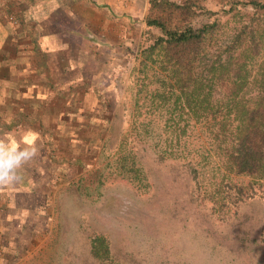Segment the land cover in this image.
<instances>
[{
	"label": "rangeland",
	"instance_id": "obj_1",
	"mask_svg": "<svg viewBox=\"0 0 264 264\" xmlns=\"http://www.w3.org/2000/svg\"><path fill=\"white\" fill-rule=\"evenodd\" d=\"M146 8L0 0V24L24 22V12L45 34L49 70L26 125L38 155L21 183L0 190V264H264L262 187L244 188L248 196L230 183V203L214 202L209 165L203 172L192 148L200 126L183 125L171 146L185 157L160 156L162 110L133 107Z\"/></svg>",
	"mask_w": 264,
	"mask_h": 264
},
{
	"label": "trees",
	"instance_id": "obj_2",
	"mask_svg": "<svg viewBox=\"0 0 264 264\" xmlns=\"http://www.w3.org/2000/svg\"><path fill=\"white\" fill-rule=\"evenodd\" d=\"M142 21L133 107L162 110L158 154L185 157L171 146L198 124L192 148L209 165L213 201L230 203V183L240 195L264 191V0H147Z\"/></svg>",
	"mask_w": 264,
	"mask_h": 264
},
{
	"label": "crops",
	"instance_id": "obj_3",
	"mask_svg": "<svg viewBox=\"0 0 264 264\" xmlns=\"http://www.w3.org/2000/svg\"><path fill=\"white\" fill-rule=\"evenodd\" d=\"M3 14L0 10V18H3ZM22 16L24 22L15 19L12 20L13 24H5V21L0 24V71L7 70L0 73V136L11 131L16 140L24 145L30 142V138L26 136L27 132L31 131L26 125L32 124L28 119L32 114V108L29 109V106L32 105V100L41 97L39 89L48 79L49 70L45 55L48 40L26 13L23 12ZM7 18L15 17L8 14ZM22 18L20 19L23 20ZM6 36L8 37L2 41ZM12 54L15 56L14 61H11L15 64L13 71L9 62ZM59 78V82H64L61 72ZM69 82L71 81L68 79L66 83Z\"/></svg>",
	"mask_w": 264,
	"mask_h": 264
},
{
	"label": "clouds",
	"instance_id": "obj_4",
	"mask_svg": "<svg viewBox=\"0 0 264 264\" xmlns=\"http://www.w3.org/2000/svg\"><path fill=\"white\" fill-rule=\"evenodd\" d=\"M38 151L34 140L21 145L11 131L0 136V190H11L22 182L21 170L38 155Z\"/></svg>",
	"mask_w": 264,
	"mask_h": 264
}]
</instances>
